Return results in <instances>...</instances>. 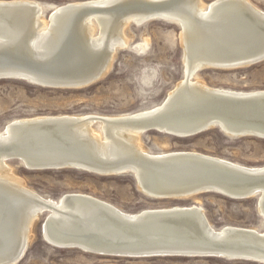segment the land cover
Masks as SVG:
<instances>
[{
    "label": "bare ground",
    "instance_id": "obj_1",
    "mask_svg": "<svg viewBox=\"0 0 264 264\" xmlns=\"http://www.w3.org/2000/svg\"><path fill=\"white\" fill-rule=\"evenodd\" d=\"M23 4H26V7H21ZM89 4H99L108 7L109 10L76 14L74 17L69 18L68 25L60 27L58 15H61L63 11L69 10L72 14L83 8L82 6ZM153 6H159L161 9H156ZM17 10L21 16L14 18V15H17L14 11ZM43 11H46L44 7L34 0H0V55H10L11 58L19 56L22 57L23 62L30 60L43 67L50 60L52 56L51 49L54 45L56 44L55 47H57L65 35L67 38L73 37L78 54L84 60V63L77 64L82 69L80 68L81 70L75 76H68L71 86L59 89H80L101 79L111 66L115 50L124 48L128 44L124 35V29L128 23L142 24L151 19H165L179 24L183 77L167 93L161 103L131 113L117 115L88 113L36 115L12 119L0 129V145L15 143L24 145L23 147L36 157L60 155L63 147H66L69 150L85 153L93 159L106 162H114L129 157L138 158V156L160 158L176 152L224 160L195 151L150 153L140 146V135L147 125H156L160 132L164 133L165 130L178 132L174 130L176 128H173L174 124L166 123L169 120L171 122L176 121L173 114H171V118L168 117L170 114L168 112H172L179 106H181L177 109L179 113L185 110H193V106H197V103L195 105L193 103L194 99L201 103L204 100L205 90L240 95L264 94V89L239 91L210 87L202 80L193 78L202 69L248 67V65L241 67L238 64L248 62L251 58L244 61L228 62H212L210 60H220L212 56L214 54L212 51L232 50L233 45L236 46L249 41L252 31L260 30L261 33L263 32L259 37L262 38V42L264 41V10L256 7L249 0H211L208 3H204L202 0H83L57 5L51 9L49 16H44ZM259 15L261 16L259 17ZM213 27L215 28L212 29ZM218 29L221 32L217 31ZM211 33L212 35H221L218 42H213L206 36H210ZM201 39H204V41H201ZM4 74L12 76L9 79L23 80L37 86L46 87V80L26 71L9 70ZM175 112L178 113L176 110ZM160 113H167L157 118L166 119L168 117L165 122L158 120L157 123L150 124L145 122L116 124L119 120L144 118ZM50 118L74 120L78 124L71 126L65 133L57 136L52 132H41L39 129H35L39 126L37 124H41L38 122ZM98 118L110 120L114 124H108L104 121L96 122L95 119ZM13 124L19 125L15 126ZM15 151L0 152V194H4L6 199L7 196L9 197L7 206L11 208L8 211L6 204L2 208L3 218L8 216L10 221L0 223V258L18 253L25 244L29 243L32 237V223L38 218L39 211L45 208L44 205L34 203L36 201L33 197H36L40 201L58 208V211L50 210L46 215L48 217L46 224L49 225L48 230L46 231L45 228L44 233L46 239L50 241L61 243L60 239L62 237L79 235L83 238H100L110 241V243H122V245H128L131 248H149L160 244L192 245L212 242L225 245L230 249L223 251V255L228 257L224 259L245 257L252 259L253 262L257 261V263L264 264V232L256 228L224 225L219 229H215L217 232L215 237L204 233L196 218L183 220L181 223H174L170 226H163L159 223L165 219L160 217H158L161 219L159 223L149 222L139 228H123L120 226L118 228L117 226L113 227L102 216H99L100 213L95 212V209H83L85 207L80 206L78 202L71 203L73 200H69V198L73 196L89 198L133 219L145 217L146 214L152 212H167L169 210L174 212L185 209H196V212L201 215L204 210L198 205L147 208L139 212L129 213L104 200L82 192L64 193L58 199L44 197L25 186L23 180L12 172L7 163L8 156H18V162L23 166H28V168L32 164L29 158L15 153ZM225 161L243 170L264 168V166L248 167L232 161ZM122 167H129L133 171L138 180V188L151 198L163 199V196H158L162 187L164 189H180L186 186L187 183L186 178L183 177L185 175L177 171L168 172L157 168L155 173L152 170H144L136 162H127ZM145 173H149L148 175L153 180L156 178L154 187L157 192H154L153 188H149L144 182ZM241 232H245V235H242ZM256 232L260 233V236H256L257 238L252 239L253 237L250 238L247 235ZM78 245L87 251V248H85L87 246ZM252 247H255L254 250L257 248L261 252H253L250 249ZM151 250L153 252L163 251ZM239 250L248 253L239 252ZM149 251L143 253H152ZM151 257L164 256L142 258ZM0 263H2L1 260Z\"/></svg>",
    "mask_w": 264,
    "mask_h": 264
},
{
    "label": "rangeland",
    "instance_id": "obj_2",
    "mask_svg": "<svg viewBox=\"0 0 264 264\" xmlns=\"http://www.w3.org/2000/svg\"><path fill=\"white\" fill-rule=\"evenodd\" d=\"M34 1L49 11L57 5L83 0ZM249 1L264 10V0ZM179 33V24L165 19H151L142 24L129 22L124 29L127 46L117 48L105 75L84 88L53 89L23 80H0V129L15 118L86 113L117 115L161 103L183 77ZM153 71L155 79L151 87L143 88L145 74L151 77ZM193 78L216 88L264 89V61L237 69H202ZM139 144L150 153L195 151L248 167L264 166V139L231 138L215 128L186 138L148 131L140 135ZM7 163L25 186L44 197L58 199L64 193L82 192L129 213L147 208L198 205L216 229L231 225L264 232V218L257 212L255 197L231 199L217 193H203L188 198L156 199L145 195L130 174L101 176L76 169L31 170L14 159ZM44 217L45 214L39 215L33 221L32 237L18 264H263L215 257L108 258L78 249H59L41 238Z\"/></svg>",
    "mask_w": 264,
    "mask_h": 264
},
{
    "label": "water",
    "instance_id": "obj_3",
    "mask_svg": "<svg viewBox=\"0 0 264 264\" xmlns=\"http://www.w3.org/2000/svg\"><path fill=\"white\" fill-rule=\"evenodd\" d=\"M21 7H26V4ZM67 7V6H66ZM83 8L73 12L72 14L69 10L63 11L61 15H58L60 21V27H65L68 25L69 18L74 17L76 14L80 13H91V12H101L104 10H109L108 7L101 6L99 4H89L87 6H82ZM156 9H161L159 6H153ZM51 10L45 11L44 16H49ZM17 15L15 17L21 16L18 14V10L14 11ZM261 15H259L260 17ZM213 27L212 29H214ZM217 31L221 32L220 29ZM216 31V32H217ZM218 32V33H219ZM260 30L252 31L250 33L251 39L245 41L244 43L233 45V49L227 51H212L214 54L212 56L217 57L220 60H210L212 62H228V61H244L247 58H251L250 61L238 64V66H252L264 61V41L259 35H262ZM225 34V33H224ZM227 34V33H226ZM230 34V33H229ZM228 35V34H227ZM213 42L219 41V36L221 35H206ZM229 36V35H228ZM204 41V39H201ZM56 45V44H55ZM52 45V56L50 60L44 64L43 67L38 66L36 62L27 60L23 62L22 57L10 55H0V80L9 79V74H4L7 71H26L34 74L44 80H46V88H67L71 86L68 81L69 75L75 76L81 66L77 64L84 63L81 59L76 48V42L73 37H68L65 35L64 39L59 42L57 47ZM231 48V47H229ZM4 54V53H3ZM56 54V55H55ZM212 54V53H210ZM218 55V56H216ZM16 58V59H15ZM81 68V69H80ZM204 100L202 102H197L194 99L193 110H185L179 113V106L172 112H168L169 118L171 114L176 121H166V119H157L158 116H163L167 113L154 114V116H147L144 118H133L119 120L116 124H138L145 122L147 124L157 123L158 120L166 121L168 124H174L173 128L178 132H168L165 130V134L186 138L200 134L208 129L215 128L219 130L224 135L231 138H243V137H255L264 139V94H228L213 91H204ZM177 106V105H176ZM195 107H197L195 109ZM195 111V112H194ZM96 122H107L108 124H114L110 120H105L103 118L95 119ZM41 124L35 129H39L41 132H52L54 135H60L66 132L71 126L78 124L74 120H67L62 118H50L38 122ZM18 126L19 124H13ZM148 131H158L156 125H147L143 130V133ZM21 133V132H20ZM22 134V133H21ZM24 145L10 144V145H0V152H14L22 154L29 158L32 170H60V169H76L83 170L89 173L99 174L101 176L110 175H122L130 174L134 177L135 183L138 185V180L134 176L133 171L129 167L124 168L127 162H136L144 170H152L156 173V169H164L165 171H177L182 173L184 178H186V186L180 189H161L158 196H163V199H180L185 197H192L194 195H199L203 193H217L226 196L231 199H246L255 197L257 199L256 207L258 214L264 218V168L259 170H243L232 166L225 160L212 159L201 156H195L185 153H172L162 156L160 158H147L138 156V158H123L114 162L99 161L87 156L85 153H80L75 150H69L63 147L62 153L60 155L42 156L36 157L30 151L23 147ZM15 159L19 160L18 156L7 157V160ZM78 163V164H77ZM20 164V163H19ZM22 165V164H20ZM29 169L28 166H24ZM123 168V169H122ZM145 173L144 182L149 188H153V191L157 192L155 189V180ZM150 176V177H149ZM156 176V175H155ZM174 192V193H173ZM144 193V192H143ZM145 194V193H144ZM147 195V194H145ZM149 196V195H148ZM151 197V196H150ZM34 198V203L44 205V209L39 211V215L45 214L41 225V238L49 245L59 249H80L86 253L95 254L101 257L110 258H142L148 256H164V257H215V258H228L223 255L224 250H230L227 246L216 244V243H203V244H160L154 245L155 247L149 248H131L128 245H122V243L106 241L104 239H90L87 237H81L77 235H67L60 239L61 243L57 241H50L46 239L44 230H48V225L46 224L48 217L46 216L50 210H57L55 206L40 201L36 197ZM263 198V199H262ZM9 197H4V194H0V223L9 220L6 216L3 218L2 211L5 207H8ZM69 200L71 203L78 202V204L83 209L92 208L95 212L100 213L110 225L113 227L117 226L119 228H139L149 222H156L159 225H173L174 223H181L183 220H189L196 218L202 228V231L207 235L217 236L215 227H212L203 211L200 215L196 212V209H185L167 212H152L151 214H146L145 217L133 219L118 211L89 198L73 196ZM194 207V206H193ZM191 207V208H193ZM8 211L11 208H7ZM262 210V211H261ZM160 217V218H158ZM11 218V217H10ZM166 221V222H164ZM260 231V230H259ZM242 235H245V232ZM232 234V233H231ZM238 234V233H237ZM260 233L247 234L248 237L254 239L257 238ZM230 235V234H229ZM49 237V235L47 234ZM257 236V237H256ZM50 238V237H49ZM87 246V251L80 247ZM28 244L24 245L21 251L18 253H12L1 257L0 264H18L24 257ZM94 248V249H92ZM252 247L253 252H261L259 249ZM146 249V250H144ZM163 250V251H152ZM152 253H143L144 251ZM239 252H244V250H239ZM250 254V253H249ZM230 260H244L251 261L252 259L241 257L238 259L230 258ZM257 262V261H254Z\"/></svg>",
    "mask_w": 264,
    "mask_h": 264
},
{
    "label": "clouds",
    "instance_id": "obj_4",
    "mask_svg": "<svg viewBox=\"0 0 264 264\" xmlns=\"http://www.w3.org/2000/svg\"><path fill=\"white\" fill-rule=\"evenodd\" d=\"M155 79V71H153L152 76L149 77L147 74H145L143 80H142V87L148 88L151 87L153 80Z\"/></svg>",
    "mask_w": 264,
    "mask_h": 264
}]
</instances>
